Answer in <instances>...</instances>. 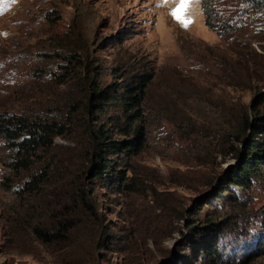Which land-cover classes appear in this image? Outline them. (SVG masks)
<instances>
[{
  "label": "rangeland",
  "instance_id": "rangeland-1",
  "mask_svg": "<svg viewBox=\"0 0 264 264\" xmlns=\"http://www.w3.org/2000/svg\"><path fill=\"white\" fill-rule=\"evenodd\" d=\"M203 1L190 0L183 18L191 23L184 26L171 14L180 0H0V113L23 112L48 90L79 92L74 81L61 85L56 77L63 74L58 42L65 37L80 46L91 77L119 82L112 71L126 65L133 74H155L156 94L165 99L160 109L152 107L167 117L148 127L135 191L117 194L99 186L96 192L99 218L83 226L102 238L91 264H264V254H251L264 235V180L249 190L232 188L243 203L239 210L231 212L230 194L210 206L211 214L234 215L223 229L218 258L195 256L187 239L181 209L223 185V169L237 160L217 152L215 100L222 94L251 108L264 95V0L216 2L222 21L214 20L213 29L205 23ZM241 67L247 74L233 76L230 85L225 69ZM183 79L213 95L212 106L180 94ZM184 96L183 110L175 102ZM182 124L196 126L191 140ZM9 153L0 142V264H77L80 248L45 244L19 222L15 195L1 185L9 173L1 157Z\"/></svg>",
  "mask_w": 264,
  "mask_h": 264
},
{
  "label": "trees",
  "instance_id": "trees-1",
  "mask_svg": "<svg viewBox=\"0 0 264 264\" xmlns=\"http://www.w3.org/2000/svg\"><path fill=\"white\" fill-rule=\"evenodd\" d=\"M218 1L202 3L205 23L211 29L214 20L222 21L215 6ZM58 43L64 64L63 74L56 77L61 85L74 81L79 92L48 90L23 112L0 113V142L10 152L1 157L9 172L1 185L15 195V211L22 225L45 244L65 251L80 248L77 264H91L97 260L102 238L97 239L93 231L86 233L83 226L88 228L92 218H99L96 192L99 186L117 194L135 191L136 159L145 150L148 127L167 117L152 107L160 109L165 99L156 94L155 74H133L124 65L120 71H112L119 82L105 83L90 76L94 71L84 66L79 45L68 37ZM232 51L244 56L242 51ZM84 69L88 70L85 75ZM244 70L226 68L228 83L231 85L233 76L247 74ZM180 82V94L212 106L213 95L202 93L203 89L188 80ZM180 100L175 105L184 110L186 97ZM215 101L219 110L214 129L217 152L224 159L234 154L236 164L223 169V185L195 200L190 209H181L195 256L210 261L219 257L223 229L234 218L231 212L243 204L232 188L249 190L264 180V95L260 94L251 108L222 94ZM156 116L157 122L153 121ZM195 127L182 124L180 130L191 140L198 132ZM59 137L69 143H57ZM227 194L234 209L224 215L211 214L210 206L216 207ZM256 246L259 249L251 254L263 255L264 235L256 239Z\"/></svg>",
  "mask_w": 264,
  "mask_h": 264
},
{
  "label": "snow or ice",
  "instance_id": "snow-or-ice-1",
  "mask_svg": "<svg viewBox=\"0 0 264 264\" xmlns=\"http://www.w3.org/2000/svg\"><path fill=\"white\" fill-rule=\"evenodd\" d=\"M190 0H180V5L178 8L174 9L172 11V15L174 18H176L178 21H180L184 26H187L189 23H191L190 20H186L183 18L184 10L187 9L189 6Z\"/></svg>",
  "mask_w": 264,
  "mask_h": 264
}]
</instances>
